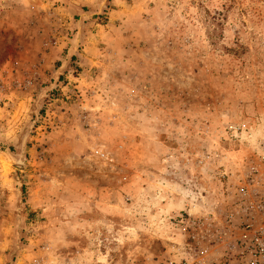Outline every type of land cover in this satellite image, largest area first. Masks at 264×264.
Segmentation results:
<instances>
[{
	"label": "rangeland",
	"instance_id": "374dc122",
	"mask_svg": "<svg viewBox=\"0 0 264 264\" xmlns=\"http://www.w3.org/2000/svg\"><path fill=\"white\" fill-rule=\"evenodd\" d=\"M262 222L264 0H0V264H245Z\"/></svg>",
	"mask_w": 264,
	"mask_h": 264
},
{
	"label": "built area",
	"instance_id": "2783aa9c",
	"mask_svg": "<svg viewBox=\"0 0 264 264\" xmlns=\"http://www.w3.org/2000/svg\"><path fill=\"white\" fill-rule=\"evenodd\" d=\"M104 158V154H100ZM242 254L245 264H264V222L255 228L247 227L243 236Z\"/></svg>",
	"mask_w": 264,
	"mask_h": 264
}]
</instances>
